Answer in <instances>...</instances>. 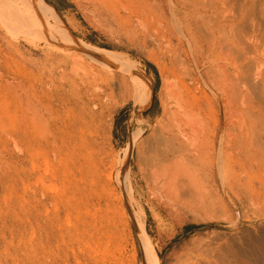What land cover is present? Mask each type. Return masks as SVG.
<instances>
[{
    "label": "rangeland",
    "instance_id": "1",
    "mask_svg": "<svg viewBox=\"0 0 264 264\" xmlns=\"http://www.w3.org/2000/svg\"><path fill=\"white\" fill-rule=\"evenodd\" d=\"M9 1L10 13L0 8V180L7 178L10 187L0 181V217L17 221L13 232H7L8 247L0 246V262L144 264L134 224V218L142 216L162 264L194 250L203 264H264V143L254 139L260 129L264 140V0H252L247 19L230 36L220 37L222 44L216 49L200 54L197 63L173 15L177 0H146L166 13L171 26L166 36L136 14L121 19L118 13L127 14L124 6L131 0H47L71 22L83 52L96 46L123 56L112 67L124 83L105 107L109 128L95 133L97 170L93 182L87 179L91 190L86 202L78 206L64 200L44 205L38 200L44 194L71 195L85 175L72 165L54 178L52 171L61 165L54 160L49 172L44 166L40 179L38 174L31 179L26 175L23 85L10 76L24 68L49 75L57 67L49 53L58 46H51L46 36L55 31L61 42L67 36L40 2ZM191 1L178 0V5L189 6ZM215 2L205 0L226 16L239 17L244 0ZM184 49L190 50L192 60ZM143 69L155 90L147 114H143ZM191 69L200 78L198 84L189 78ZM174 74L190 86L189 96L183 86L182 90L186 100L201 106L196 112L204 125L188 129L185 154L156 160L155 152L161 154L170 143L165 138L176 120L165 113L168 81ZM214 75L222 76L232 101L227 124L217 130L214 122L217 116L223 121V111H212L207 102L218 94V85L206 81ZM174 167L177 171L172 173ZM210 167L213 174L208 173ZM180 180L190 193L176 191ZM36 185L41 187L38 194L32 191ZM93 217L99 218L96 225L85 223ZM103 224L109 233L100 237Z\"/></svg>",
    "mask_w": 264,
    "mask_h": 264
},
{
    "label": "bare ground",
    "instance_id": "2",
    "mask_svg": "<svg viewBox=\"0 0 264 264\" xmlns=\"http://www.w3.org/2000/svg\"><path fill=\"white\" fill-rule=\"evenodd\" d=\"M36 1L50 10L56 23L64 31L62 36L66 35L67 38L64 37L66 42H61L59 40L61 36L57 35L55 31L46 36L51 46H58V49L49 53L51 61L57 62V67L52 68L49 75L45 76L42 70L35 72L27 68L19 69V73L14 74V76L10 74L13 79H19L23 85L21 137L25 172L30 179L37 174L40 179L39 173L44 166L49 172L50 162L54 160L61 164L55 167L51 174L52 177L57 178L62 173L65 174L72 165L77 166L80 172L85 175V178L83 175L80 178L84 183L76 184L71 195L67 193L60 195L44 194L43 198H38V200L44 205H47L48 202L57 205L64 200L69 205L78 206L86 202L87 191L91 190L88 180L90 183L94 181V173L97 170L93 155L95 147L98 145L95 133L99 129L109 128L105 107L109 100L115 96L119 83L120 86L124 83L123 76L112 67L114 63H121L123 56L110 49L96 46L91 48L92 51L83 52L85 51L84 45L73 33L71 22L66 20L47 0ZM215 1L217 2V0ZM9 2V0H0V8L10 13ZM26 2L32 3L31 0H26ZM191 2L189 6H179L178 0L176 3L174 2L173 15L180 24L181 34L187 39L191 49L189 51L197 63L201 60L200 54L216 49L222 44L219 41L220 37L227 38L238 24L247 19L252 0H244L239 17L226 16L222 10H217L218 8L213 4H205V0H192ZM124 8L127 14L118 13L123 21L136 14L142 18L143 24H155L164 36L171 28L166 13L161 9L149 6L146 0H140L136 3L133 0L128 1ZM183 51L185 56L192 60L189 51L186 49ZM6 63V67H10L8 60ZM211 67L215 69L214 66ZM216 67L220 70L222 65L218 64ZM143 74L141 81L145 92L143 114H147L153 104L155 90L153 81L145 69H143ZM189 78L193 84H198L200 81L199 76L194 74L192 69L189 71ZM212 78L210 80L209 77L206 81L210 85L216 83L219 90L214 99L207 101L208 108L214 112L222 110L224 117L222 121L220 116H217L213 126L217 130L221 129L223 124H227L232 101L231 92L223 86L222 76L214 75ZM168 85L165 113L170 112L176 120L165 138L170 143H167L168 145L161 154L159 151L155 152L156 160L171 158L177 152L185 154L187 142L184 137L188 133V129L197 130L200 124L204 125L203 120L199 119L196 112V108L201 109L199 103L186 100V96L191 93L190 86L177 74H174L173 78L168 81ZM182 86L187 90L186 96ZM194 97L197 98L195 95ZM254 125L257 127V123L254 122ZM261 133L262 131L259 129L257 134L259 137L255 134L254 139L257 143H264ZM152 171L154 176L156 168ZM176 171L177 168L174 167L172 173ZM208 173H214L212 167L208 169ZM0 181L7 188L10 187L7 184V178H2ZM40 190L39 185L32 188L35 194H38ZM176 191L179 194H187L191 192V188L180 180L176 184ZM6 207L10 208L9 204ZM0 208L2 212L1 204ZM16 218L8 217V215L0 217V246L8 247L7 232L12 233L13 228H16V224H14L17 221ZM98 220L99 218L93 217L87 219L85 223L92 226L96 225ZM104 220L105 218L102 216L99 222L103 223ZM134 224L138 230L145 256L144 264H162V259L151 240L143 217H135ZM104 227L103 224L99 232L100 237L109 233L108 228ZM194 252L195 250L187 252L184 256L176 258L175 262L171 264H203L194 256ZM0 264H9V262L6 259ZM208 264L212 263L208 262ZM213 264L218 263L214 262Z\"/></svg>",
    "mask_w": 264,
    "mask_h": 264
}]
</instances>
